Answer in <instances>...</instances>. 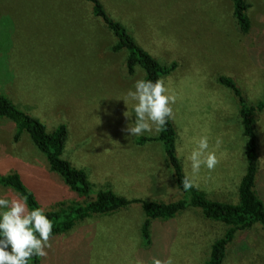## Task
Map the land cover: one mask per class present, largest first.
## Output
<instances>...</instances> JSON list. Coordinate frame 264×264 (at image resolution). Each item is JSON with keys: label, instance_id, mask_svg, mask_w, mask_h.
Returning a JSON list of instances; mask_svg holds the SVG:
<instances>
[{"label": "rangeland", "instance_id": "374dc122", "mask_svg": "<svg viewBox=\"0 0 264 264\" xmlns=\"http://www.w3.org/2000/svg\"><path fill=\"white\" fill-rule=\"evenodd\" d=\"M100 1L151 56L164 66L177 64L161 78L176 97L171 119L176 155L188 174L186 157L194 138L208 135L219 163L211 171L202 168L193 185L210 200L236 203L246 140L237 98L217 77L231 78L250 105L264 100V0H246V34L236 26L231 0ZM115 43L85 0H0V93L42 120L47 132L66 125L62 157L85 171L94 190L107 188L128 200L173 201L180 193L162 145L136 144L138 137L125 131L130 121L124 113L132 109L121 99L135 80L144 78V71L137 66L128 75L126 51H111ZM254 129V188L264 204V109L256 113ZM14 131L10 121L0 118V176L17 171L44 210L84 200L49 169L26 133L22 144L13 145L23 159L25 150L30 151L35 169L11 158L7 151ZM114 157L126 164L110 168ZM0 193L8 198L15 194L2 186ZM144 218L141 205L132 203L85 219L50 238L48 255L38 264H150L153 257L171 259L172 264H204L210 245L227 229L188 209L173 219L152 221L146 246L140 236ZM222 264H264V228L256 224L238 232Z\"/></svg>", "mask_w": 264, "mask_h": 264}, {"label": "trees", "instance_id": "16d2710c", "mask_svg": "<svg viewBox=\"0 0 264 264\" xmlns=\"http://www.w3.org/2000/svg\"><path fill=\"white\" fill-rule=\"evenodd\" d=\"M85 1L91 5L92 15L100 19L106 29L115 37L116 43L111 47V51H126L125 67L128 75L132 76L135 67L138 66L144 71L143 79L155 81L176 69V63L164 66L139 46L126 26L109 16L100 0ZM231 3L233 18L239 32L248 33L250 21L247 16L249 8L247 1L231 0ZM217 82L230 89L236 96L242 133L246 140L244 145L245 166L237 186L236 203L210 200L203 191L194 185L189 189L183 187L182 181L186 174L176 155L177 132L171 119L155 137H138L136 144L142 145L147 141H156L162 145L180 196L169 202L128 200L107 188L94 190L85 171L75 168L62 157L68 138L65 124L62 123L52 132H47L46 125L42 120L20 110L9 98L0 93V118L8 120L14 125V141L19 140L22 133H26L34 147L44 156L49 169L57 174L73 193L84 199L81 202L60 203L55 209L45 210V214L53 222L51 238L68 233L77 223L85 219L93 216H106L124 209L132 203H139L145 216L140 227V236L144 245L147 246L150 244L152 221L170 220L185 210L196 209L206 220L220 222L227 226L224 234L210 245L209 255L204 263L222 264L227 247L233 242L238 232L249 230L256 224L264 228V204L256 195L254 188L258 174L255 115L264 109V100L256 105H250L231 78L218 76ZM0 186L10 188L15 193L25 196L30 210L40 208L34 194L24 185L17 172L0 176ZM38 262L39 257H34L30 264H38Z\"/></svg>", "mask_w": 264, "mask_h": 264}, {"label": "clouds", "instance_id": "9594fccd", "mask_svg": "<svg viewBox=\"0 0 264 264\" xmlns=\"http://www.w3.org/2000/svg\"><path fill=\"white\" fill-rule=\"evenodd\" d=\"M121 100L125 105L131 104L132 110L124 113L130 121L125 129L130 137L159 132L174 118L176 97L164 79H137ZM220 143L217 139V148ZM194 144L186 157L190 172L182 181L185 189L193 187V178L202 168L211 171L219 163L216 151L210 150L208 135L194 138ZM52 234L53 222L44 209L30 210L27 198L20 193H15L13 198L0 193V264H30L34 257H47ZM150 264H172V261L153 257Z\"/></svg>", "mask_w": 264, "mask_h": 264}, {"label": "crops", "instance_id": "0c3cea01", "mask_svg": "<svg viewBox=\"0 0 264 264\" xmlns=\"http://www.w3.org/2000/svg\"><path fill=\"white\" fill-rule=\"evenodd\" d=\"M23 98H25V97H23ZM24 101H26L25 99H23ZM28 102V101H27ZM26 105V107H31L32 108V105H29V104H25ZM23 107H21L20 106V110L22 109ZM26 109V108H25ZM22 111H24L23 109H22ZM33 111H34V108H33ZM57 127V126H56ZM55 127V128H56ZM54 128V129H55ZM14 130H15V127H14ZM53 131V130H52ZM14 133H13V135H12V138H11V141L9 142L10 143V148L8 149V155L12 158H18L19 160H20V162L21 163H24L26 166L28 165V166H30V167H32L33 169H35V166H34V158L35 157H32L31 156V153H30V151H28L27 152V150H25L26 151V155H25V159H23L22 157H21V155L19 154V155H17L16 154V152H15V148H14V145H13V143H17L18 145L19 144H22L21 142V138L22 137H20V139L19 140H17V141H14ZM35 148V147H34ZM36 149V148H35ZM37 150V149H36ZM38 151V150H37ZM39 152V151H38ZM40 153V152H39ZM113 160H111V163H110V165H109V167L110 168H117V165L118 166H120V165H125L126 163H125V161L123 160V159H120V157H114V158H112ZM121 160H123V161H121ZM14 161V160H13ZM15 161H17V159H15ZM17 172V171H16Z\"/></svg>", "mask_w": 264, "mask_h": 264}]
</instances>
